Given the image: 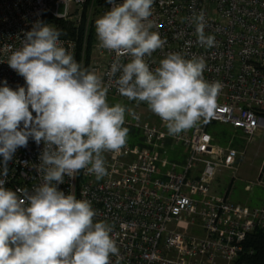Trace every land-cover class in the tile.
Returning a JSON list of instances; mask_svg holds the SVG:
<instances>
[{
	"label": "built area",
	"instance_id": "built-area-1",
	"mask_svg": "<svg viewBox=\"0 0 264 264\" xmlns=\"http://www.w3.org/2000/svg\"><path fill=\"white\" fill-rule=\"evenodd\" d=\"M87 1L0 0V86L5 80L12 89L25 86L24 78L7 61L37 20L45 22L46 16L69 20L71 12ZM94 3L89 12L94 9L104 15L112 7L107 0L97 7ZM200 11L207 21L205 34L215 36L213 48L198 43L190 18ZM152 13V31L166 43L145 56L150 69L159 67L169 53L202 56L205 80L222 85L214 111L176 136L168 134L165 123L152 111L153 122L143 119L138 108L141 104L148 107L147 103L118 92L115 81L122 73L111 74L116 53L101 48L95 34L89 71L109 87L107 98L135 106L126 124L139 130L142 143H126L119 152H105L107 174L103 178L98 180L82 169L74 178L65 176L58 188L90 201L96 211L94 222L110 225L120 264H249L242 259L244 241L249 233L264 228V207L234 204L212 193L214 177L232 169L238 151L216 144L208 129L218 122L248 138L264 133V0H154ZM60 40L76 60V39ZM130 60V56L119 58L121 64ZM43 148V143L37 145L30 138L27 147L18 148L8 162L6 174L0 163V180L6 181V188L32 193L43 183V173L34 167L40 163ZM178 150L183 151L179 160ZM110 260L116 264L117 257Z\"/></svg>",
	"mask_w": 264,
	"mask_h": 264
},
{
	"label": "clouds",
	"instance_id": "clouds-1",
	"mask_svg": "<svg viewBox=\"0 0 264 264\" xmlns=\"http://www.w3.org/2000/svg\"><path fill=\"white\" fill-rule=\"evenodd\" d=\"M107 2L112 7L95 21V31L100 47L116 53L111 74L122 73L115 81L118 92L146 102L171 136L207 119L222 85L205 80V59L169 53L151 70L145 56L166 43L152 31L154 0ZM190 20L198 43L215 47V36L205 34L204 12ZM61 35L54 25L37 20L7 61L25 86L12 89L6 80L0 86V163L5 174L17 149L27 147L30 138L44 145L40 163L34 165L43 173V183L32 193L13 191L0 180V264H111V256L120 264L110 225L94 222L91 202L77 199L74 192L65 194L58 185L82 169L98 180L107 174L104 153L119 152L126 144L125 113L131 110L120 103L109 105V87L75 60ZM122 56H130V62L121 64Z\"/></svg>",
	"mask_w": 264,
	"mask_h": 264
},
{
	"label": "rangeland",
	"instance_id": "rangeland-1",
	"mask_svg": "<svg viewBox=\"0 0 264 264\" xmlns=\"http://www.w3.org/2000/svg\"><path fill=\"white\" fill-rule=\"evenodd\" d=\"M92 0H88L85 4V12L87 18L91 19L88 23L86 19L87 26L91 28L93 26L92 22L103 16V14L97 13L94 9L89 12L90 5ZM84 6V5H83ZM83 6L80 9H75L71 12V19L76 22V25L79 24L81 18V11ZM74 9V8H73ZM62 10V6H60ZM95 11V12H94ZM85 23V26H86ZM107 102L110 106L115 105L116 103L122 104V101L114 97H108ZM123 105V104H122ZM138 108L142 113L143 119L153 122V113L151 110L145 106H140ZM126 109L131 111H126L125 113V124L124 127H131L126 124V121L130 120V113L135 109V106L128 104ZM209 133L214 137L215 143L222 147H230L238 151V154L234 160L232 169H223L222 173L217 176L211 186L216 188L218 194H224L228 188V199L232 201H242L245 205H257L262 199H264V133L254 135L251 138H248L243 132L236 130L229 126L228 124L214 123L210 124ZM134 141L137 143H142V138L139 132H134L130 134L128 132L126 143ZM180 154H179V153ZM178 157L182 156L183 151L178 150ZM246 185L250 187L246 188Z\"/></svg>",
	"mask_w": 264,
	"mask_h": 264
},
{
	"label": "trees",
	"instance_id": "trees-1",
	"mask_svg": "<svg viewBox=\"0 0 264 264\" xmlns=\"http://www.w3.org/2000/svg\"><path fill=\"white\" fill-rule=\"evenodd\" d=\"M102 2L103 0H95V7H97ZM84 9L85 5L83 6V10L81 11V18L78 25H76V22L74 20H60L57 18H52L50 16L45 17V22L57 27L62 33L60 37L76 39V61L81 64L84 68L89 70V63L91 60V48L96 31L93 26L89 28L86 45L83 48L82 43L85 32V23L87 19V14ZM122 104L125 107L128 105L126 102H122ZM214 123L215 122H212V124ZM135 131L139 132L138 129L129 127L130 134L134 133ZM128 143L130 145H141V143H134V141ZM242 255V259L247 261L249 264H264V228L256 229L247 235L244 241V249Z\"/></svg>",
	"mask_w": 264,
	"mask_h": 264
},
{
	"label": "crops",
	"instance_id": "crops-1",
	"mask_svg": "<svg viewBox=\"0 0 264 264\" xmlns=\"http://www.w3.org/2000/svg\"><path fill=\"white\" fill-rule=\"evenodd\" d=\"M221 173H222V171H220ZM217 173V175L214 177V179L217 177V176H219V174H221V173ZM213 179V180H214ZM213 182V181H212ZM248 187H250L249 185H246V188H248ZM216 190V188L214 187V186H211V191H212V193L213 194H215V195H218V196H224V197H226L227 199H228V197H227V193H228V190H229V188H228V190L224 193V194H222V195H220V194H218L217 193V191H215ZM229 200V199H228ZM230 201V200H229ZM231 202V201H230ZM232 203H234V204H239V205H244V206H248V207H264V199H262L261 201H260V203L259 204H257V205H245V204H243V200L242 201H232Z\"/></svg>",
	"mask_w": 264,
	"mask_h": 264
}]
</instances>
